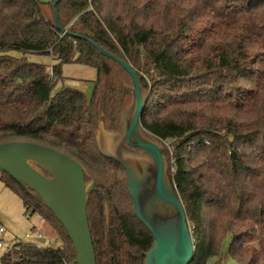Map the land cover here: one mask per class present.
Wrapping results in <instances>:
<instances>
[{"label": "trees", "instance_id": "16d2710c", "mask_svg": "<svg viewBox=\"0 0 264 264\" xmlns=\"http://www.w3.org/2000/svg\"><path fill=\"white\" fill-rule=\"evenodd\" d=\"M92 43L127 62L147 94L140 126L164 148L193 240L189 264L221 263L226 238L228 264H264V0H0V144L78 162L97 182L86 208L95 264H142L152 237L123 167L95 141L100 121L120 130L132 84ZM28 54L49 56L51 69ZM65 64L95 70L89 97L63 84ZM0 182L57 242L19 243L21 256L0 264H76L53 214L1 171Z\"/></svg>", "mask_w": 264, "mask_h": 264}, {"label": "water", "instance_id": "95a60500", "mask_svg": "<svg viewBox=\"0 0 264 264\" xmlns=\"http://www.w3.org/2000/svg\"><path fill=\"white\" fill-rule=\"evenodd\" d=\"M91 45L101 56L119 64L132 84L133 107L129 114H121L120 131L110 132L100 121L95 141L102 156L123 167L134 216L152 237L142 264H189L194 255L193 240L183 205L167 176L164 148L140 126L147 94L127 62ZM122 143L140 153L120 148ZM0 171L53 214L72 244L76 264H95L86 208L97 182L78 162L46 146L14 141L0 144ZM85 176L89 183H85ZM36 242L44 244L45 239Z\"/></svg>", "mask_w": 264, "mask_h": 264}, {"label": "rangeland", "instance_id": "374dc122", "mask_svg": "<svg viewBox=\"0 0 264 264\" xmlns=\"http://www.w3.org/2000/svg\"><path fill=\"white\" fill-rule=\"evenodd\" d=\"M38 1L41 3H46L49 0H38ZM46 8H47L46 5H44L45 10ZM48 12L49 11L47 9V13ZM8 54L14 57L22 56L21 52L15 50L9 51ZM26 57L30 62L44 65L48 70L51 69L53 64V61L49 56L28 54L26 55ZM61 76L63 78L62 82L66 87L79 90L87 97L91 95L93 90V81L95 80V76H96V72L94 69L78 64H65L61 68ZM59 87L60 84H58L55 87L54 91L58 90ZM132 107H133V98L131 100L130 106L123 112H127V114H129ZM165 160L167 163V176H168L169 163L166 158ZM26 212L30 213V210L25 211L21 199H19L16 195H14L12 192L6 189L0 182V227L3 228L4 230V233L2 235L0 234V238L6 242H11L13 240H16L24 244L31 243L44 247L48 245L53 246L55 243H57L51 236H49V238L48 237L46 238L44 244L36 243L33 236L25 237V234H27L30 231L32 224H34V220L29 221L25 218ZM37 225L41 226V224H37ZM227 247H228V238H226L223 242L222 245L223 257L221 259V263L219 264L229 263L227 256ZM215 262H216L215 259H210L207 262V264H214Z\"/></svg>", "mask_w": 264, "mask_h": 264}, {"label": "built area", "instance_id": "2783aa9c", "mask_svg": "<svg viewBox=\"0 0 264 264\" xmlns=\"http://www.w3.org/2000/svg\"><path fill=\"white\" fill-rule=\"evenodd\" d=\"M25 218L29 221L34 220V224H32L30 231L25 234V237L33 236L34 240L36 242V239L38 238H46L44 237L43 233L41 232L40 226L37 224L42 223V216L38 213H25ZM37 222V223H35ZM4 233L3 228L0 227V234L2 235ZM21 242H18L16 240H13L11 242H6L3 239L0 238V259L3 256H8L9 258H19L21 256L20 248L17 247V244ZM37 243V242H36Z\"/></svg>", "mask_w": 264, "mask_h": 264}, {"label": "flooded vegetation", "instance_id": "af4514ba", "mask_svg": "<svg viewBox=\"0 0 264 264\" xmlns=\"http://www.w3.org/2000/svg\"><path fill=\"white\" fill-rule=\"evenodd\" d=\"M120 148L125 149V150H131L133 152H139L140 153L139 150H137V149H131V148L127 147L124 143L121 144Z\"/></svg>", "mask_w": 264, "mask_h": 264}]
</instances>
